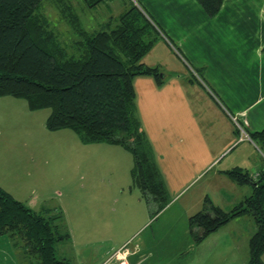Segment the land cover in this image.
Here are the masks:
<instances>
[{
	"label": "crops",
	"instance_id": "1",
	"mask_svg": "<svg viewBox=\"0 0 264 264\" xmlns=\"http://www.w3.org/2000/svg\"><path fill=\"white\" fill-rule=\"evenodd\" d=\"M68 1L84 28L95 29L103 22L82 21L80 15L85 12L86 4L83 0ZM130 2L138 6L162 34L144 55L142 63L158 67L164 73L163 81L157 83L150 75L133 78L140 127L150 141H153V134L157 135L159 142L156 151L158 168L161 170L164 165H174L185 158L186 167L199 166L205 171L212 169L216 159L226 153L224 158L244 145L249 148L247 158L244 157L240 163L231 162L216 171L217 178L223 175L236 185L248 187L245 194L232 198L237 200L232 201L235 206L251 189L249 185L237 184L225 172L240 169L252 174L264 166V158L261 157L262 161L255 159V153L250 149L254 147L259 151L256 145L240 138L235 132L237 125L246 133L264 128V0H223L219 11L211 18L196 0H104L99 4L111 5L115 11H119L125 10ZM32 112L22 99L0 96V187L7 193L9 187L2 178L6 175L2 171L5 170L6 160L12 157L3 149L4 128L15 129L18 119L21 116L30 118ZM119 156L123 158V155ZM131 188H134L132 180L128 189ZM221 191L220 188V202L212 194L202 192L190 195L180 203L179 216L184 228L182 226L180 234L171 236L178 238L177 244H173L175 248L172 254H184L189 264H246L248 240L255 231V225L244 218L245 215L230 219L198 242H193L189 235L188 218L201 209L204 199L228 211L224 205L228 204L229 195ZM9 194L16 199L11 192ZM136 194L147 205L150 204L139 190ZM16 200L22 202L18 196ZM171 201L173 198L169 199V205ZM136 207L139 211H136L130 223V232L113 244L109 242L108 246H100L102 242L97 240V234L105 229L98 225L95 218L92 220L97 230L83 228V219L78 220V228L69 227L70 244L73 241L75 248L76 245L87 244L77 250L74 248L73 256L69 258L72 263L118 264V250L123 251L126 264H146L150 257L157 255L154 245L148 241L158 237L167 238L168 221H162L151 235L142 234L146 224L153 218L156 221L165 207L153 215L151 211L145 215L138 205L134 209ZM63 216L65 224L70 225L68 215ZM245 221L247 230L242 228ZM90 232L94 233L93 236ZM117 232L118 228L113 235ZM115 237L119 238V234ZM76 238L79 243H76ZM129 241L130 247H127L125 244ZM91 243H96L95 247L91 248ZM177 249L179 251L175 253ZM261 260L264 264V254Z\"/></svg>",
	"mask_w": 264,
	"mask_h": 264
},
{
	"label": "trees",
	"instance_id": "2",
	"mask_svg": "<svg viewBox=\"0 0 264 264\" xmlns=\"http://www.w3.org/2000/svg\"><path fill=\"white\" fill-rule=\"evenodd\" d=\"M102 1L83 0L88 8ZM196 1L211 18L223 0ZM42 2L0 0V96L23 99L30 110L49 109L45 127L50 131L69 129L84 144L107 143L128 151L132 186L155 205L156 214L169 197L136 114L133 78L150 75L163 81L158 67L142 63L161 31L133 2L117 17L87 29L70 1L54 0L51 19L60 32L62 24L71 28V40L63 43ZM235 132L240 134L238 126ZM247 135L264 158V128ZM225 173L237 184L249 185L250 193L228 211L204 199L188 218L189 235L198 242L230 219L249 215L255 231L248 240L246 264H263L264 166L252 174L240 169ZM1 235L26 264H73L56 256V244L70 239L61 212L35 211L0 187Z\"/></svg>",
	"mask_w": 264,
	"mask_h": 264
},
{
	"label": "rangeland",
	"instance_id": "3",
	"mask_svg": "<svg viewBox=\"0 0 264 264\" xmlns=\"http://www.w3.org/2000/svg\"><path fill=\"white\" fill-rule=\"evenodd\" d=\"M41 6L44 14L52 22L50 27L57 31L58 36L63 39V43H69L72 37L69 25L61 23L62 32H60L57 28L58 23L51 19L50 15L53 16L56 10L54 0H43ZM90 9L94 10L89 11L86 7L85 12L80 15L82 21L88 19L89 22L107 21L109 20L108 16L117 17L124 10L115 11V7L107 4H98L97 7ZM54 16L56 18V14ZM23 102L25 101L23 100ZM32 111L30 118L21 116L18 119L14 125L15 129L8 126L4 128L5 147L3 149L12 158L6 160L5 170L2 171L6 175L2 178L6 182V186L9 187V193L11 192L16 199L18 196L22 202L35 211L59 210L61 213L63 212V219V214L65 216L67 214L71 223L68 225L63 221L67 230L69 227L70 229L78 228L80 219L84 220L81 224L83 228L97 230L92 220L95 218L99 222L98 225L105 229L101 234L96 233L97 240L102 242L100 246H108L109 242L113 244L114 241L120 240L130 232V223L136 215V211H139L137 207L134 209L135 205H138L145 215L150 211L153 215L156 207L151 204L152 202L150 201V204L147 205L141 200L136 194L138 190L135 187L128 189L131 184L129 170L132 166V157L129 152L119 146L107 143L82 144L76 134L69 129L47 130L44 128V120L49 114V109ZM151 137L153 141H150L145 135L147 149L160 173L168 197L169 199L173 198V201L170 205L168 204L170 207L167 205L159 213L161 216L156 221L153 218L145 226L146 230L142 236L151 235L154 228L159 226L162 221L167 220L166 230L169 234L167 238L158 237L148 241L154 245L157 255L154 254L152 258L150 257L146 264H189V259L184 254L171 253L178 241V238L171 236L180 234L182 226L184 228L182 218L179 216L180 203L186 197L202 192L212 194L217 202H220L219 189L221 188V192L229 195V205L224 206L227 210L232 209L235 204L232 201L236 200L232 198L245 194L248 187L236 185L223 175L218 176L221 178H217L216 171L231 162L232 164L233 162L240 163L244 157H248L249 148L242 145L223 158L225 153L216 159L212 169L205 171H202L199 166L186 167L185 158L177 161V164L164 165L160 170L157 166L156 153L159 142L156 140L157 135L151 134ZM250 149L254 151L255 159L263 157L261 152L254 147ZM119 155H123V158ZM216 163L218 165H215ZM183 176L185 178H181ZM187 182L190 183L187 185ZM179 192L181 193L179 194ZM178 198L179 200L176 201ZM243 217L249 219L253 225L249 215ZM117 228L118 232L115 235L119 234V238L113 235ZM242 228L248 229L246 221ZM90 233L93 236L94 233ZM76 243H79L77 238ZM129 243L130 241L125 245L130 247ZM84 245L87 244L76 245L75 248L73 241L71 244L70 241L57 243L55 246L56 256L69 260L73 256L74 248L77 250ZM89 245L93 248L96 243ZM177 251L179 250L177 249L175 253ZM117 255L119 257L118 264H126L123 251ZM16 261L17 264H26L25 261L17 260L9 238L6 235H1L0 264H16Z\"/></svg>",
	"mask_w": 264,
	"mask_h": 264
},
{
	"label": "built area",
	"instance_id": "4",
	"mask_svg": "<svg viewBox=\"0 0 264 264\" xmlns=\"http://www.w3.org/2000/svg\"><path fill=\"white\" fill-rule=\"evenodd\" d=\"M237 126H239V125H237ZM238 129L240 131L239 137L249 140V137H248L247 133L241 127H238ZM119 252H120V250H118L116 253H119Z\"/></svg>",
	"mask_w": 264,
	"mask_h": 264
}]
</instances>
